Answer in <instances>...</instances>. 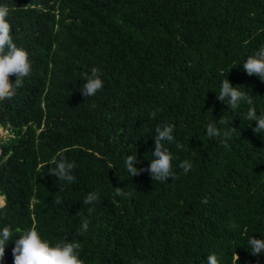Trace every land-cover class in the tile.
<instances>
[{
  "label": "trees",
  "instance_id": "16d2710c",
  "mask_svg": "<svg viewBox=\"0 0 264 264\" xmlns=\"http://www.w3.org/2000/svg\"><path fill=\"white\" fill-rule=\"evenodd\" d=\"M0 5L32 64L14 97L0 101L10 135L0 142V229L14 233L3 264H14L15 229L33 226L52 243L79 242L85 264H207L211 254L220 264H264L248 245L264 239V133L246 119L250 107L264 114V82L243 69L264 46V0ZM94 67L104 87L86 98L83 77ZM224 79L252 104L233 111L217 100ZM209 123L221 137L207 136ZM165 124L175 126V143L165 142L175 178L131 177L127 156L148 168ZM61 157L75 165L72 183L48 172ZM90 192L100 199L86 205Z\"/></svg>",
  "mask_w": 264,
  "mask_h": 264
},
{
  "label": "clouds",
  "instance_id": "9594fccd",
  "mask_svg": "<svg viewBox=\"0 0 264 264\" xmlns=\"http://www.w3.org/2000/svg\"><path fill=\"white\" fill-rule=\"evenodd\" d=\"M9 12L10 9L7 5H0V101L14 97L16 90L23 86L24 78L28 77L32 71L29 52L23 47H18L13 40L12 25L8 20ZM243 69L249 76H257L264 82V46L246 59L243 63ZM13 76L16 78L15 82L10 79ZM83 80L86 82L83 84L82 95L86 98L95 96L104 87V81L100 77L98 68H92L90 75L85 73ZM241 88L239 86L233 87L229 79H224L216 99L226 103L233 111L238 108L241 102L251 105V97L246 92L241 91ZM92 107L95 108V105L93 104ZM150 116L155 118L156 112L153 111ZM246 119L256 122V127L253 129L254 133H264V114L258 115L255 107L248 109ZM219 122L221 124L225 123L222 118ZM174 127L172 124L156 127L155 150L152 153L154 159H152L148 168H137V157L127 156L125 166L131 177L147 171L153 181H167L169 178H175L172 164L174 157L169 149L165 147V142L175 143ZM232 131L235 132L236 129L232 128ZM206 134L209 138L221 137V131L214 123L207 125ZM176 146L177 148L183 147L180 144ZM53 163L56 164V167L50 168L48 171L52 176L58 177L60 181L67 183H72L75 180L72 175V170L75 167L74 163L68 162L64 157H61L58 161L54 159ZM179 167L187 174L192 168V163L185 160L180 163ZM115 195L125 197L130 193H126L123 188L116 187ZM99 199L98 192H90L83 203L86 205L93 204ZM56 203H60V201L57 200ZM91 211L90 208L89 213ZM88 228L89 220L83 219L80 229L81 234L86 232ZM15 233L19 234V239L15 241V247L12 249L14 264H85V261L80 257L82 246L79 242H69L68 238L65 237L63 240L52 243L43 238L35 226L23 232L17 228ZM13 235V230L8 226L0 229V264H3L6 246ZM248 245L251 249V255L259 256L264 253V239L252 237L248 240ZM207 264H220L217 255H209Z\"/></svg>",
  "mask_w": 264,
  "mask_h": 264
},
{
  "label": "rangeland",
  "instance_id": "374dc122",
  "mask_svg": "<svg viewBox=\"0 0 264 264\" xmlns=\"http://www.w3.org/2000/svg\"><path fill=\"white\" fill-rule=\"evenodd\" d=\"M9 137H10L9 132L8 131H4L3 129L0 128V142H1L2 139L6 140ZM2 199L3 198L0 197L1 202L3 201V203L0 204V205H2V206H0V208L3 207V205H4V200H2Z\"/></svg>",
  "mask_w": 264,
  "mask_h": 264
}]
</instances>
